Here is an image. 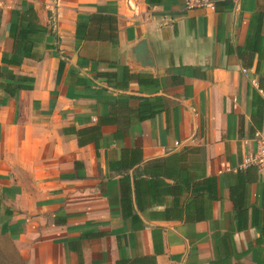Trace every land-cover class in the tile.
Segmentation results:
<instances>
[{
    "label": "crops",
    "instance_id": "1",
    "mask_svg": "<svg viewBox=\"0 0 264 264\" xmlns=\"http://www.w3.org/2000/svg\"><path fill=\"white\" fill-rule=\"evenodd\" d=\"M92 16L116 40H77ZM260 78L264 0H0V235L26 264H255L264 174L242 222L229 188Z\"/></svg>",
    "mask_w": 264,
    "mask_h": 264
},
{
    "label": "trees",
    "instance_id": "2",
    "mask_svg": "<svg viewBox=\"0 0 264 264\" xmlns=\"http://www.w3.org/2000/svg\"><path fill=\"white\" fill-rule=\"evenodd\" d=\"M27 21L26 24H21L19 27H12L13 35H14V55L15 59L12 60L13 63L19 64L23 57H30L28 51L25 54L17 53L21 48H27L28 50L32 49V47L37 43L40 38L39 35H42L46 32V29L39 26L36 22V17L32 9L27 11V17H23V21ZM93 22H97V29L100 31L105 29L110 32L108 40H116V26L113 18H107L106 23L103 24V17L101 16H92L89 19V23L86 24H77L76 26V39L83 40L89 39V30H92ZM19 31L17 35L16 31ZM89 31V33H88ZM102 39V38H101ZM16 90L18 89H30V87L24 88V86L17 85ZM258 89L264 96V78L259 79ZM264 111V98H261L259 95L254 93L253 99L251 101V121L254 127L251 128V132H255L257 129H261L262 116ZM256 170L254 167L246 168L245 170L238 171L236 173V181L229 188V198L234 206L235 216L239 219L240 222L246 219L247 210L245 207V194L247 185L250 182H253V175H256ZM250 173V177L247 174ZM263 204H264V187H263ZM254 215H252V225H254L259 231V237L256 240V251H255V264H264V249L262 248V243L264 239V225L259 226V222L257 221V215L255 209L252 211ZM254 220V221H253ZM229 236L226 234L223 236V244L225 239ZM231 236V235H230ZM225 245V244H224ZM226 250H228L226 248ZM225 252V251H224ZM229 253V251H228ZM210 264H225L221 261H214Z\"/></svg>",
    "mask_w": 264,
    "mask_h": 264
},
{
    "label": "built area",
    "instance_id": "3",
    "mask_svg": "<svg viewBox=\"0 0 264 264\" xmlns=\"http://www.w3.org/2000/svg\"><path fill=\"white\" fill-rule=\"evenodd\" d=\"M215 2L216 0H184V5L187 9H213ZM252 140L254 147L251 152L243 156L239 169L254 167L257 173L264 174V113L263 126L253 134Z\"/></svg>",
    "mask_w": 264,
    "mask_h": 264
},
{
    "label": "rangeland",
    "instance_id": "4",
    "mask_svg": "<svg viewBox=\"0 0 264 264\" xmlns=\"http://www.w3.org/2000/svg\"><path fill=\"white\" fill-rule=\"evenodd\" d=\"M0 264H26L17 246L4 235H0Z\"/></svg>",
    "mask_w": 264,
    "mask_h": 264
},
{
    "label": "water",
    "instance_id": "5",
    "mask_svg": "<svg viewBox=\"0 0 264 264\" xmlns=\"http://www.w3.org/2000/svg\"><path fill=\"white\" fill-rule=\"evenodd\" d=\"M138 49L142 52H146V46H145V43L144 41H142L139 46H138Z\"/></svg>",
    "mask_w": 264,
    "mask_h": 264
}]
</instances>
